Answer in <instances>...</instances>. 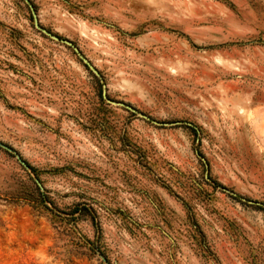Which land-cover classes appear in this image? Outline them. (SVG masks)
<instances>
[{"label":"rangeland","instance_id":"374dc122","mask_svg":"<svg viewBox=\"0 0 264 264\" xmlns=\"http://www.w3.org/2000/svg\"><path fill=\"white\" fill-rule=\"evenodd\" d=\"M0 264H264V0H0Z\"/></svg>","mask_w":264,"mask_h":264},{"label":"trees","instance_id":"16d2710c","mask_svg":"<svg viewBox=\"0 0 264 264\" xmlns=\"http://www.w3.org/2000/svg\"><path fill=\"white\" fill-rule=\"evenodd\" d=\"M38 190L40 189L38 188ZM39 193H40L39 198H38L39 204H41L45 209H49V207L47 206V203H50L49 198L42 192H39ZM91 212L92 210H89L83 207L80 208L76 206L69 215L72 217L70 219H74L75 215H79V217H91V214H90ZM71 221L75 222V220H71ZM97 252H99L101 255H105L103 252H100L99 249L97 250Z\"/></svg>","mask_w":264,"mask_h":264},{"label":"water","instance_id":"95a60500","mask_svg":"<svg viewBox=\"0 0 264 264\" xmlns=\"http://www.w3.org/2000/svg\"><path fill=\"white\" fill-rule=\"evenodd\" d=\"M37 27L39 28V26L37 25ZM42 31L45 32V30L41 29ZM46 33V32H45ZM67 44H69L70 46H72L71 43L69 42H66ZM83 59V61L88 65V67L91 69V70H94L93 67L86 61V59H84L83 57H81Z\"/></svg>","mask_w":264,"mask_h":264}]
</instances>
